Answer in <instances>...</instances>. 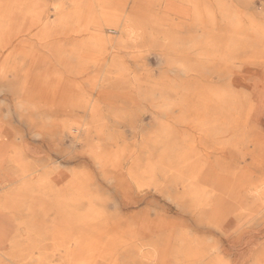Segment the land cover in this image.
Wrapping results in <instances>:
<instances>
[{"label":"bare ground","instance_id":"bare-ground-1","mask_svg":"<svg viewBox=\"0 0 264 264\" xmlns=\"http://www.w3.org/2000/svg\"><path fill=\"white\" fill-rule=\"evenodd\" d=\"M235 1L0 0V80L27 67L24 79L6 84L8 93L23 111L36 94L45 98L51 124L66 134L48 136L51 150L65 165L82 169L65 174L60 166L49 168V159H37L40 147L34 142L0 136L1 180L16 181L7 191L13 196L9 202L0 194V214L19 208L22 215L19 234L10 241L0 234V248L8 241L13 249L8 256L17 264L44 262L34 258L33 250L45 222L52 224L51 252L63 264H264V245L257 250L261 243L244 239L243 230L229 241L230 258L220 240L227 237L229 218L264 217V0L260 8L256 1H244L245 10L236 9ZM216 14L229 31L228 40L190 37L183 49L181 39L166 35L167 49L197 47L205 57L223 48L234 59L242 50L240 67L255 64L261 71L258 80H238L232 69L219 76L222 87L194 88V97L181 96L177 104L161 95L176 92L172 83L160 89V102L153 107L165 115L178 108L181 122L200 134L189 138L141 136L140 105L150 94L132 87L124 104L133 109L118 119L131 136L108 134L112 125L106 124L101 104L116 102V93L94 90L96 81L84 75L82 61H97L108 48L116 49L105 66L117 70V81L125 80L121 72L130 67L121 64L120 55L136 44L134 30L144 31L141 40L156 43L160 33L166 34L163 26L203 29L215 25ZM106 30L116 37L106 36ZM75 37L83 38L76 43ZM73 54L75 73L68 62ZM40 62L49 67L45 82L31 74ZM55 64L68 77L52 70ZM95 92L98 99L93 100ZM64 139L70 151L61 148ZM246 158L250 163L241 164Z\"/></svg>","mask_w":264,"mask_h":264},{"label":"rangeland","instance_id":"rangeland-1","mask_svg":"<svg viewBox=\"0 0 264 264\" xmlns=\"http://www.w3.org/2000/svg\"><path fill=\"white\" fill-rule=\"evenodd\" d=\"M226 1L228 2L229 0ZM244 1L246 0H237V2L235 1L234 3L237 5L236 9L245 10L243 9L245 6ZM253 1L254 2L256 1L255 3L256 6L260 8L259 6L260 1L259 0H253ZM219 17H220L219 14H216L214 19L215 25L203 29L197 27L174 29V28H169L167 26H163L161 31L166 34L160 33L159 38L156 39V43L146 40L145 38L141 40V34L144 31H142V29L134 30L133 38L134 37L136 38L137 40L136 44L129 45L128 48L126 50H123L122 51L123 53L120 55L122 60L120 61L121 64H123V66L125 65V67H130L129 70H124V72H121V74L123 73V75H125L124 76L125 78L127 77L125 80L122 81H117V75L120 74H118L116 69H108L105 66V64L108 63V61H110L115 56V52L117 51L116 49L114 50L108 48L106 52L102 55L101 59L97 61L91 59L82 61L85 64V67L87 68L85 71L86 74L84 73V75H86V77L88 76L89 78L92 77L96 81L95 82L96 87L94 90H104L105 88L108 91L114 90V94L116 93L115 95L117 96L116 102L111 104L108 103L109 105L107 103L105 105L101 104V107L103 108L102 115L106 124L112 125L111 127L109 126V128L106 130L108 134L113 136H118L117 134L122 132L124 134L123 136H131V132L129 131V128L126 127V125L124 126V124L119 123L118 121L120 120L121 117H123L122 115H120V113L121 114L126 113L128 110L133 109V108L132 109L127 108L126 106L127 102L124 98L127 95H130L128 91L131 90L132 87L134 88L132 89V91L140 90V91H145L147 95L150 94L149 98H147L146 101H142L140 105V107L142 106L143 115L142 118L140 119L142 120L141 121L142 123L141 122L138 123L139 125L138 133L141 136H183V138H189L192 136H199L200 134L190 126L188 127L187 123L181 122L182 117L178 116L179 115L178 108L176 107L173 108L172 114L169 113L167 115L166 113L165 115V113L160 114L159 110H156V108L153 107L155 104L160 102L159 101L160 94L158 93L160 89L161 90L163 88L165 89L167 88L168 83L169 84L172 83L171 86L173 87L174 90H176V92L175 91H171L169 93L162 92L161 95L166 96L169 100L177 104L179 103V101H181L180 100L181 96L187 98L194 97V92L192 91L194 88H200L202 86H205L207 88L222 87L219 82V76L226 75L232 69L236 71V73L234 72V75L236 78H238V80L244 79L249 83L258 80V78L261 75V71L255 64H248L247 66L240 67L241 66L240 61L244 56L242 50H239L237 54L238 57L234 59L232 58L231 53L229 51H225L223 48L217 50L213 49L208 53L206 52L207 54L205 55V57L202 55L199 56L200 50H198L199 48L197 47L196 49H189L188 51L183 50L176 52L175 50H170V48L169 50L167 49L168 47H171L169 43L170 38L181 39L184 45L183 49L188 47L187 42H189V39L192 38L193 39L207 38L209 40H212L213 42L228 40L229 31L227 28L224 27V22L221 19V17L220 18ZM105 34L106 36L116 37L115 34H111L108 30H106ZM166 35H168L170 38H168V36ZM75 38L77 39L78 37ZM79 39H77L75 42L77 43ZM69 59L70 60L68 62L72 65L70 69L75 73L76 69L74 68V65L77 62V60L75 59V55L73 54ZM149 60H153V61H149ZM121 64H119V66H121L122 68L123 66ZM47 68L49 67L45 64V62H40L35 68L34 72L31 73V74L34 73L33 74L34 80L35 81L39 80L40 82L47 81L48 80V74L46 72ZM51 69L54 71H59L60 73H64V70L58 67L57 64H55V68H51ZM27 70L28 69L25 66L24 69L22 68L21 73L16 74L14 77L8 74L7 79L0 80V126H1L0 136L2 135L15 136V138L18 136H24L25 140L27 139L28 142H34L40 147V149L37 150L38 152L37 159H40L41 161L49 159L48 161H46L47 166L48 167L50 166L49 168L60 166L59 167L60 170H62L65 174H68V172L72 169H74L76 172H80L82 169L76 168L77 166L75 163H66L69 165H65V161L63 160V157L61 155L56 154L50 148V142L48 136H60L61 133L59 132V130H57V126H53L51 124V122L54 121V118L49 116L50 113L48 112V108H47L48 106L46 107L47 103L45 98H43L42 95L40 94H36L32 100L33 104H28L27 105L28 110L23 111L20 108H18L17 100L8 93L7 90H9V88L6 84L8 82L10 84L17 82L18 79L22 77L21 74L25 73ZM64 74L66 77H68L66 73ZM161 77L163 79H161ZM22 79H24V77H22ZM162 81H164V85L162 84ZM84 86L87 87L86 84H84ZM181 89H183L184 92H181ZM185 89H188V91L185 92ZM79 92L85 93L87 91L79 90ZM96 93L98 92L94 93L93 100L98 99ZM122 109L125 110L123 111ZM27 113H31L29 114V120L27 118V121H23L22 118H24V116L27 115ZM113 113H115L116 115ZM262 122L264 124V117ZM113 126H115L117 129L114 127L113 128L114 130H112ZM58 127L60 128L61 126ZM54 131L55 134H53ZM60 131H62L61 134L62 136H66L64 129L62 130L61 128ZM36 132L40 133V135H37ZM33 136H43V137L35 138ZM226 136H235V135L229 134ZM38 140L41 142V144ZM60 145L61 148L67 149V151L71 150L67 139H64ZM249 163H250L249 158H246L245 162L241 164L248 165ZM1 179H2V173L0 172V194H2L1 198L3 199L4 202H9L10 198L12 199L13 196L12 194L7 193V191L10 190L12 187H14L16 181L13 180L9 183H3ZM18 210L19 208L17 210L11 209L10 211H6L5 213L0 214V234H4V236L7 237L8 241L12 240L16 236V234L17 235L19 234L18 223H19V218L22 215L21 212ZM248 222L250 224H247ZM51 225L52 224L45 222L44 227L39 228L36 234L37 246L33 250L35 254L34 258H38V257L43 258L44 262H42L41 264H63L59 260L60 256L58 254H54L51 252ZM225 228H226L225 231L227 232L226 233L227 237L225 238L227 241L224 240L225 238L223 236V238L220 239L222 241V244L221 241H219L218 246L220 244L222 246L224 245V248H226L227 251H230L229 258L230 256L233 255V251H231L229 248L230 247L229 241L231 238L235 236V232H242L243 230L242 237L244 239L250 237L252 238L253 243L255 244L261 243L258 247H256L257 250L259 249L260 246L262 247V245H264V217H260V215L256 217L255 216L245 217V218L241 217V219H235L234 217H231L225 224ZM8 241L5 246L0 248V259L3 264H17L19 263L17 259L10 257V255L8 256L10 252H13L11 246L8 245ZM249 263L250 262L247 261L244 264H249Z\"/></svg>","mask_w":264,"mask_h":264}]
</instances>
